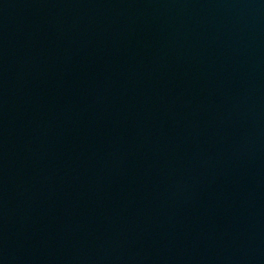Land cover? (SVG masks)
<instances>
[{
  "label": "water",
  "instance_id": "water-1",
  "mask_svg": "<svg viewBox=\"0 0 264 264\" xmlns=\"http://www.w3.org/2000/svg\"><path fill=\"white\" fill-rule=\"evenodd\" d=\"M0 264H264V0H0Z\"/></svg>",
  "mask_w": 264,
  "mask_h": 264
}]
</instances>
